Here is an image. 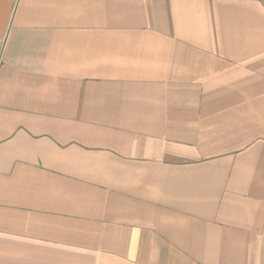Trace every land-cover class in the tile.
I'll return each mask as SVG.
<instances>
[{"label": "crops", "instance_id": "0c3cea01", "mask_svg": "<svg viewBox=\"0 0 264 264\" xmlns=\"http://www.w3.org/2000/svg\"><path fill=\"white\" fill-rule=\"evenodd\" d=\"M0 264H264V0H0Z\"/></svg>", "mask_w": 264, "mask_h": 264}]
</instances>
